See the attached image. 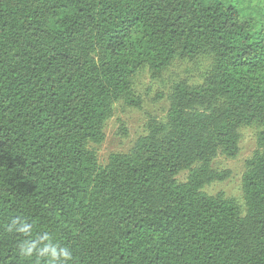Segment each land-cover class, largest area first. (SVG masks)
<instances>
[{"label": "trees", "instance_id": "16d2710c", "mask_svg": "<svg viewBox=\"0 0 264 264\" xmlns=\"http://www.w3.org/2000/svg\"><path fill=\"white\" fill-rule=\"evenodd\" d=\"M200 57L201 82L176 81L164 118L101 165L116 105L143 107L137 76ZM244 127L241 206L205 189ZM13 216L71 264H264V0H0V264H35Z\"/></svg>", "mask_w": 264, "mask_h": 264}, {"label": "rangeland", "instance_id": "374dc122", "mask_svg": "<svg viewBox=\"0 0 264 264\" xmlns=\"http://www.w3.org/2000/svg\"><path fill=\"white\" fill-rule=\"evenodd\" d=\"M211 59L200 57L192 62L177 60L160 78L153 79L147 71L141 72L135 79V89L143 101L142 109H133L117 104L113 117L105 127V141L96 147L101 165H105L111 154L128 153L136 140L146 133V124L150 117L164 118L169 107V93L176 81L186 80L199 83ZM258 129L244 127L241 129L240 152L236 158L219 156L214 167L229 170L231 176L223 182L207 186L209 195L225 194L235 199L241 206L243 202L242 176L246 170V162L258 148ZM186 173L179 180L186 178Z\"/></svg>", "mask_w": 264, "mask_h": 264}, {"label": "clouds", "instance_id": "9594fccd", "mask_svg": "<svg viewBox=\"0 0 264 264\" xmlns=\"http://www.w3.org/2000/svg\"><path fill=\"white\" fill-rule=\"evenodd\" d=\"M7 231L23 237L18 244L21 258L35 260V264H71L73 251L56 242L47 232H36L34 223L23 216H13L7 224Z\"/></svg>", "mask_w": 264, "mask_h": 264}]
</instances>
